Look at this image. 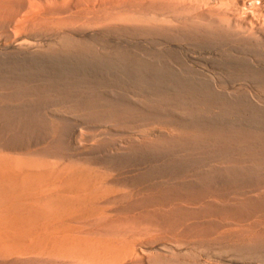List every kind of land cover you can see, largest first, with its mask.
Returning a JSON list of instances; mask_svg holds the SVG:
<instances>
[{"label":"bare ground","instance_id":"1","mask_svg":"<svg viewBox=\"0 0 264 264\" xmlns=\"http://www.w3.org/2000/svg\"><path fill=\"white\" fill-rule=\"evenodd\" d=\"M163 2L0 0V264L254 263L264 100Z\"/></svg>","mask_w":264,"mask_h":264},{"label":"rangeland","instance_id":"2","mask_svg":"<svg viewBox=\"0 0 264 264\" xmlns=\"http://www.w3.org/2000/svg\"><path fill=\"white\" fill-rule=\"evenodd\" d=\"M163 1L164 9L168 6L173 7L176 4V8H179L180 11L184 9L182 6L187 7L188 11L185 10L186 13H195L196 18H199L200 21L211 22L212 27H220L226 31L236 32L238 34L237 40L230 37L218 39L223 44V46H219L222 50L218 51L220 53L218 55L220 57L218 58L219 81L227 85L231 81H235L237 84H247L251 87L256 97L264 100V0H176V2L171 3H169V0ZM184 1L186 6H181ZM184 17L186 16L182 15V18ZM187 20L189 19H182V22ZM172 21L174 22V19ZM207 46L212 48V45ZM165 60L168 61V59ZM172 60L175 63L173 58ZM177 64H183L181 59L177 61ZM228 92L236 94V90H228ZM242 93L240 101L245 103L246 99L244 96L249 97L250 94L249 92L241 91ZM230 118L233 126L240 127L246 124L245 121L250 117L242 113H232ZM135 124L138 123L135 122ZM157 128L164 127L157 126ZM114 132L117 134L116 130H113L111 134L109 132L106 135L116 136L117 138L123 136L122 134V136L112 135L115 134ZM239 134L243 136L242 131ZM260 137L264 139V136ZM243 149V147L240 148V150ZM246 158L245 163L247 165L252 160L251 155L249 154ZM215 162L217 163L218 161H213V163ZM227 228L229 231H233L237 229V226H225L221 230H227ZM216 235L218 236V234ZM215 237L210 236V239L207 240V245L214 247L217 251L223 249L227 250L229 255L234 254L232 248L229 249L232 246L228 248L224 246L218 247L217 242L213 240ZM243 254L252 257L254 260L253 264H264V230L252 237L247 250Z\"/></svg>","mask_w":264,"mask_h":264}]
</instances>
